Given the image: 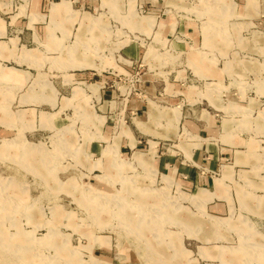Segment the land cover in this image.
<instances>
[{"label": "rangeland", "instance_id": "374dc122", "mask_svg": "<svg viewBox=\"0 0 264 264\" xmlns=\"http://www.w3.org/2000/svg\"><path fill=\"white\" fill-rule=\"evenodd\" d=\"M61 1L0 3V264H264V0Z\"/></svg>", "mask_w": 264, "mask_h": 264}, {"label": "crops", "instance_id": "0c3cea01", "mask_svg": "<svg viewBox=\"0 0 264 264\" xmlns=\"http://www.w3.org/2000/svg\"><path fill=\"white\" fill-rule=\"evenodd\" d=\"M68 1V0H67ZM40 2H41V0H34V2H33V9H36L37 10V8H39L40 7ZM61 2H63V0L61 1ZM0 3H2V4H5V0H0ZM53 3V2H52ZM58 3H60L59 1H58ZM53 4H55V3H53ZM52 5V4H51ZM50 5V6H51ZM249 5H251L252 7H255V3H254V0H253V2L250 0L249 1ZM3 25V30H0V33L1 32H3V34H0V46H1V48H0V58H5V57H7V56H9L10 55V49L9 48H6V44H7V42L5 41V40H3V39H1V38H4V35L6 34V29H5V25H4V21H3V19L2 18H0V26H2ZM207 38V42L209 43V42H211V43H215L216 42V44L217 43H219V39H220V37H219V35H210V36H207L206 37ZM12 40V39H11ZM206 40V39H205ZM220 40H222V39H220ZM221 42V41H220ZM23 49H26V48H23ZM79 57H81V56H79L78 55V58ZM82 58V57H81ZM194 61H192L193 62V64L194 63H196L197 62V58L196 57H193L192 58ZM200 59V58H199ZM207 61H209V60H207ZM210 63H211V61H209ZM213 64V63H212ZM195 65V69H196V72L198 73V75H200V76H207V75H212L213 73H216V71H214V69L213 68H211V67H209V66H207V68H202V67H200L199 65H196V64H194ZM5 66H2L1 64H0V70L2 69V68H4ZM6 68V67H5ZM11 68H13V67H11ZM190 91H194V87H191L190 88ZM262 92H263V89L261 90ZM197 94H200V92H197ZM209 93H207V96H209L208 95ZM204 95V94H203ZM209 100L211 101V102H213L215 105H216V103H215V101L213 100V99H210L209 98ZM84 101H85V99H84ZM254 101V99H252V102ZM218 105V104H217ZM174 108H177V109H179V106H175V107H173V109ZM98 117H100V118H104L103 116H99V115H97ZM174 117V113H173V115H172V117L171 118H173ZM208 120H209V122L207 121V120H203L204 122V124H203V126L205 127V129L207 130L208 128H212V126L210 125V124H212V121H213V119L212 118H207ZM197 130H198V128L197 127H195ZM128 132L130 133V131L128 130ZM130 138L132 137V134L130 133ZM224 138L226 139V140H231L232 139V136H230L229 134H227V135H224ZM3 139H5V138H3ZM10 139V138H9ZM131 142H133L132 141V139H131ZM240 152V151H239ZM240 154H242V152H240ZM256 155V153H255V149H248L247 151H245V152H243V155H241V156H239V157H237L236 158V160L237 161H241V162H249L250 161V159H249V157L250 156H252V155ZM226 167L227 168H230V166H223L222 167V176L221 177H218L217 179H216V183L218 184V188H217V191H215V192H212L211 190H209V189H207V188H203V187H199L198 185H195V188H196V190H198L196 193H199V192H201V191H205V192H207V193H209V194H211V197L213 196V198L211 199V200H213V199H218V198H220V197H223V198H226L227 199V201L229 202V198H228V193L226 192V193H223V190H224V187H225V185H223V184H225L224 183V181L226 180V179H228L226 176H225V173L227 172V171H230L229 169L227 170L226 169ZM254 168H258V166H255ZM218 180H219V182H218ZM221 182V183H220ZM216 187V186H215ZM226 188V187H225ZM248 192H250V191H248ZM252 193H253V196L255 195L256 197H262V196H264V194H256L255 192H253V191H251ZM193 194H195V193H193ZM219 194H220V197H219ZM238 194V193H237ZM210 196V195H209ZM239 197V196H238ZM253 199V198H252ZM210 200V201H211ZM210 201H208V202H210ZM207 202V203H208ZM251 203V205L253 206L254 204H252V202H250ZM218 206V203L217 204H214L213 205V207H215V206ZM208 215H210V216H214V217H220V216H217V215H213V214H209L208 212H206ZM262 213H264V210L262 211ZM202 215V214H201ZM221 218H230V217H221ZM200 222L199 221H197V224H199ZM196 224V225H197ZM201 224V223H200ZM199 226V228L201 227L200 225H198ZM197 226V227H198ZM210 226V225H209ZM216 230V229H215ZM210 232H211V230H210ZM222 234V233H221ZM214 237V233H213V236H209V237H207V238H210V239H212ZM211 252H213V254L215 253L214 252V248L212 247V249L210 250ZM213 256H215V255H213Z\"/></svg>", "mask_w": 264, "mask_h": 264}, {"label": "bare ground", "instance_id": "6f19581e", "mask_svg": "<svg viewBox=\"0 0 264 264\" xmlns=\"http://www.w3.org/2000/svg\"><path fill=\"white\" fill-rule=\"evenodd\" d=\"M92 201H95V200H92ZM152 223H153V222H152ZM25 248H28V245H26Z\"/></svg>", "mask_w": 264, "mask_h": 264}]
</instances>
